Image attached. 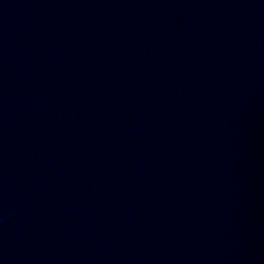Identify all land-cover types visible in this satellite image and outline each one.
Instances as JSON below:
<instances>
[{
  "label": "water",
  "instance_id": "water-1",
  "mask_svg": "<svg viewBox=\"0 0 264 264\" xmlns=\"http://www.w3.org/2000/svg\"><path fill=\"white\" fill-rule=\"evenodd\" d=\"M0 264H264V0H0Z\"/></svg>",
  "mask_w": 264,
  "mask_h": 264
}]
</instances>
